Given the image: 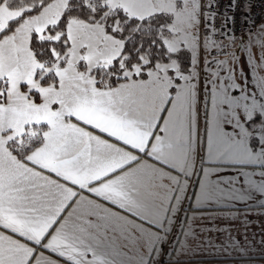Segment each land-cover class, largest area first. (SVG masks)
Segmentation results:
<instances>
[{
    "label": "crops",
    "instance_id": "1",
    "mask_svg": "<svg viewBox=\"0 0 264 264\" xmlns=\"http://www.w3.org/2000/svg\"><path fill=\"white\" fill-rule=\"evenodd\" d=\"M136 2L118 5L166 10ZM70 24L87 68L121 54L101 25ZM30 28L0 42V264H264V50L223 63L205 43L109 87L75 64L29 83ZM34 123L44 140L17 158L7 142Z\"/></svg>",
    "mask_w": 264,
    "mask_h": 264
},
{
    "label": "trees",
    "instance_id": "2",
    "mask_svg": "<svg viewBox=\"0 0 264 264\" xmlns=\"http://www.w3.org/2000/svg\"><path fill=\"white\" fill-rule=\"evenodd\" d=\"M52 1L0 0V5L11 10H19V15L8 19L0 28V42L13 34L25 19L38 14ZM72 19L103 24L108 33L122 41L121 54L108 65L96 64L87 68L83 61L77 65L82 71L93 76L99 87L113 86L127 79L125 74L127 69L134 71L133 77L142 76L149 68L172 57L180 58L182 65L190 63V59L186 58L188 52L182 53V59L179 51H170L165 45L164 40L172 34L171 11H157L140 17L129 14L120 5L109 6L108 0H67L57 20L46 25L40 32L30 31L29 47L37 63L34 76L41 84L56 82L57 77L53 68L67 62L70 47L68 23ZM246 35L248 36L247 33ZM6 88L7 80L0 79V101L4 100ZM46 128L45 123H34L19 138L9 140L7 146L17 158L25 159L31 150L43 142ZM256 144L257 140L253 137L252 145L255 147Z\"/></svg>",
    "mask_w": 264,
    "mask_h": 264
},
{
    "label": "rangeland",
    "instance_id": "3",
    "mask_svg": "<svg viewBox=\"0 0 264 264\" xmlns=\"http://www.w3.org/2000/svg\"><path fill=\"white\" fill-rule=\"evenodd\" d=\"M136 1L138 0H108V4L109 6L110 5L116 6L119 3L123 2V4L130 6V8L133 9V7H135L136 9L137 8ZM169 1L172 4H169ZM177 1L178 0H165V3L163 5L165 6L164 9L169 10L173 13V21H172V24L170 25L172 34L169 37V39L166 38L164 40L165 45L168 47L170 51H174V52L179 51L182 57V53L184 51L188 52L189 54L191 51L194 52V50L197 48L199 51L198 53H201L198 56L199 58V57H202V54H203L200 48L203 49L206 46V45L204 46V44L206 43L210 46V49H211L210 56H213V55L217 56V58H214L215 60L219 59L220 62L224 63V61H227L229 58L234 56V50L236 49L239 40L228 41L226 43V47L223 53L219 55L217 53L219 49V45L212 43L211 40L209 39L208 23H209L210 6L208 9H206L207 10V13H206V11L203 12L201 10L200 0H180L182 3L180 6H176V3H173ZM66 2L67 0H53L48 5H46L38 14L32 16L30 19H25L27 21L26 22L24 20L25 24L31 26L30 31L31 30H35L37 32L42 31L46 27V25L57 20ZM17 15H19V10H11L2 5V8H0V28H1V24L5 22L6 18L9 17L8 19H10ZM89 25H90L89 27H96L98 25H101L103 29L105 28L103 24L93 23ZM113 26L115 27V25ZM200 28H201L200 38H201L202 43H200L199 41V35H200L199 29ZM77 34L78 33L75 30H71V24H70V26L68 27V37L70 41V47L68 49V57H67V62H66V66L68 67L73 64L78 65L80 61H82L83 58H85V62L87 61L89 63H90V60L94 58L92 53L89 52V48H90L89 42L86 44L87 51L85 52V54L82 57L81 55H79L78 51L80 48V43H82L83 40H82V37L80 36L77 37L76 36ZM247 34H248V40L243 44L240 50L249 51V52H252L253 54H257L260 51H263L264 50V19L261 20V22L254 29L248 31ZM181 48L186 49V50L180 51L179 49ZM186 58L190 59V56L188 55L186 56ZM194 60H195L194 62H196V53H194ZM111 61L107 62L105 65H108L109 63H111ZM180 61L181 60L178 59L177 63L179 64ZM164 63L172 64L174 63V61L170 60ZM164 63H160V64H164ZM98 64L102 65L100 63ZM53 70L57 71L58 68L54 67ZM132 72L134 71L127 69L125 71V74L130 75L132 74ZM175 73L178 74L177 72ZM33 79H34V73L28 78L27 82L30 83Z\"/></svg>",
    "mask_w": 264,
    "mask_h": 264
},
{
    "label": "built area",
    "instance_id": "4",
    "mask_svg": "<svg viewBox=\"0 0 264 264\" xmlns=\"http://www.w3.org/2000/svg\"><path fill=\"white\" fill-rule=\"evenodd\" d=\"M264 19V0H212L209 10L208 36L223 53L228 41L254 29ZM237 43V42H236Z\"/></svg>",
    "mask_w": 264,
    "mask_h": 264
},
{
    "label": "water",
    "instance_id": "5",
    "mask_svg": "<svg viewBox=\"0 0 264 264\" xmlns=\"http://www.w3.org/2000/svg\"><path fill=\"white\" fill-rule=\"evenodd\" d=\"M248 40V36L246 34L241 35L240 41L238 42V45L235 49V52L238 53L240 48L242 47L243 43H245Z\"/></svg>",
    "mask_w": 264,
    "mask_h": 264
}]
</instances>
